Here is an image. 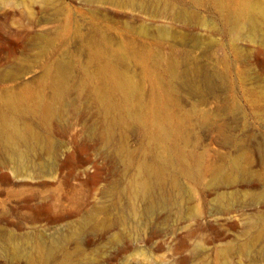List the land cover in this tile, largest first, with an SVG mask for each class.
<instances>
[{
	"label": "rangeland",
	"instance_id": "374dc122",
	"mask_svg": "<svg viewBox=\"0 0 264 264\" xmlns=\"http://www.w3.org/2000/svg\"><path fill=\"white\" fill-rule=\"evenodd\" d=\"M263 10L0 0V264H264Z\"/></svg>",
	"mask_w": 264,
	"mask_h": 264
},
{
	"label": "bare ground",
	"instance_id": "6f19581e",
	"mask_svg": "<svg viewBox=\"0 0 264 264\" xmlns=\"http://www.w3.org/2000/svg\"><path fill=\"white\" fill-rule=\"evenodd\" d=\"M263 8V7H262ZM264 13V10H263ZM1 134H3V136L5 137V141H7V144H13V143H17L19 141H21L22 139H24L22 133L19 131L18 128L15 127V125L13 124V122L11 123H7L5 120L2 123L1 126ZM182 134L179 133L177 134L176 138L177 139H181ZM189 139L186 137L181 140L180 142H182V144L184 145V147H180L177 146L176 144H174L173 148H166L165 152H170L171 155V163L174 164H178L179 166H181L182 169V175L183 178L185 180H190L193 182H200L201 179H204V176L206 175L201 169H196L194 170L190 165L187 164V157H186V151L185 148L188 146L189 144ZM19 159H23V156L20 155ZM228 165L229 167H233V172L239 174V176H245L247 174V171L239 169L238 168V162L236 160H229L228 161ZM221 170H215L213 172V177L217 178L218 175L220 174ZM228 178H224V181H227ZM132 214L135 216L136 215V211L135 208H132ZM37 221V220H36ZM50 224V223H48ZM225 252H228V250L226 249ZM246 252V249L243 251V253ZM219 260H225L224 263H220L218 262L217 264H229L226 261V258H218ZM69 262V261H66ZM182 263L188 262V258H182L181 259ZM87 264H89V261L87 262Z\"/></svg>",
	"mask_w": 264,
	"mask_h": 264
}]
</instances>
